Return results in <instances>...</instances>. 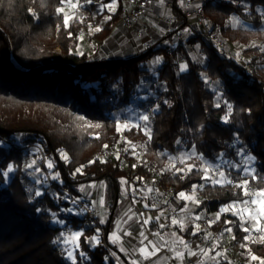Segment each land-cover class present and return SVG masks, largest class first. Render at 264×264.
<instances>
[{"label": "trees", "instance_id": "trees-1", "mask_svg": "<svg viewBox=\"0 0 264 264\" xmlns=\"http://www.w3.org/2000/svg\"><path fill=\"white\" fill-rule=\"evenodd\" d=\"M115 1L120 5L111 12L101 6L113 0H79L81 11L66 27L57 11L64 5L61 0H0V264H74L61 246V233L68 229L82 231L75 264H118L84 210L64 214L75 205L70 194L83 197L80 188L86 184L105 182L110 212L117 208L122 181L143 185L153 179L160 188L171 187L174 196L199 185V208L210 212L248 199L235 187L245 178L250 188H264V0H208L204 5L212 32L222 39L261 42L250 49L256 53L252 68L198 28H192L186 43L177 42L189 26L178 5L172 7L169 31L137 55L125 51L90 59L77 54L80 37L92 24L104 23L93 40L110 37L124 13V0ZM188 48L197 49L205 64L194 60ZM181 56L185 71L180 69ZM156 57L162 64L152 68ZM155 74L154 93L138 101L143 83ZM135 108L147 112L150 137L139 128L125 131L124 137L118 131L115 114ZM74 114L82 115L79 124L70 121ZM18 134L23 137L20 144L8 143ZM119 142L118 155H105ZM33 146L58 173L39 196L34 173L26 165ZM134 146L142 159L133 155ZM240 150L255 157L256 179L244 177L236 167ZM191 152L194 167L177 171L172 158ZM220 158L233 164L227 168L232 184L203 178L205 165ZM9 165L13 171L6 178L3 172ZM56 218L65 225L54 223ZM242 225L251 224L224 212L215 229H231L233 243L246 245L241 247L246 261L249 254L264 261V238L249 236Z\"/></svg>", "mask_w": 264, "mask_h": 264}, {"label": "crops", "instance_id": "crops-1", "mask_svg": "<svg viewBox=\"0 0 264 264\" xmlns=\"http://www.w3.org/2000/svg\"><path fill=\"white\" fill-rule=\"evenodd\" d=\"M176 5L179 9L181 8L179 0L177 4L175 0H152L146 16L136 22L137 26L141 24L150 27L152 25L150 22L153 21L150 18L153 17L164 19L162 14L168 8L172 17L167 20L170 29L174 19L172 7ZM152 6L157 8L156 14L150 11ZM187 20L189 26L180 34L186 39L192 34V28H198L195 17L192 16ZM151 29L153 33H156L155 36L145 34L148 32L147 27L136 28L134 31L130 30L134 40H128L130 46H126V51H130L132 55H137L150 47L157 37L163 36L169 31L168 29L167 32H162L161 27L153 25ZM148 42L150 45L147 47ZM82 187H85L83 191L80 189L85 196L83 198L93 207L97 221L102 226L108 227V240L113 246V250L121 255L119 258L124 264H133V262L135 264H239L237 258L224 250L223 243H215L206 247L199 244L198 238L201 236V232L200 230L197 231L196 222L198 219L196 217H199L202 211L199 208L200 203L196 207L197 188L191 193H185L186 196H193L194 194L193 199H184L180 196H174L171 187L163 189L155 185L153 179H148L143 185L124 181L121 183L117 208L110 212L105 182H93ZM174 219L178 223H172ZM145 220L148 223L145 224ZM141 232L144 233V236L140 235ZM228 233L231 235L228 241L233 244V234ZM181 240L183 243L180 242ZM149 241L152 243L150 244ZM224 241L227 242V238L222 240V242ZM153 245L157 249L155 255L145 259L144 254L139 250L147 247V250L151 252ZM235 245L239 248L240 257L245 259L241 254V247ZM202 249L203 251H201ZM178 252L183 253V256L177 257ZM189 252H195L196 255H189ZM252 256L257 257L249 254L247 256L248 263L260 260L259 257L252 259Z\"/></svg>", "mask_w": 264, "mask_h": 264}, {"label": "rangeland", "instance_id": "rangeland-1", "mask_svg": "<svg viewBox=\"0 0 264 264\" xmlns=\"http://www.w3.org/2000/svg\"><path fill=\"white\" fill-rule=\"evenodd\" d=\"M127 4H129V0H124V10H125ZM179 4L181 6V0H179ZM79 5H80V3H79ZM119 5H120V2L115 1V5H114L115 10L111 11V12H115L118 9ZM80 7L81 6H79L77 9H71L67 5L64 4L62 8L64 9V13H68L69 15L73 16L72 19H74L77 16V14H79L80 11H81ZM150 11H152L153 14H156L157 13V8L155 6H152ZM64 13H62V14L64 15ZM162 16L166 20L159 19L157 17L156 18L153 17L154 19L150 18L151 20H153L152 22H150V24H152L155 27H161L162 32H167L168 29H169V27H168V22L169 21H167V20L172 18L170 10L168 8H166V12H164L162 14ZM72 19H70V20H72ZM152 25H150V27L148 25H141V24L137 26V23H135L134 28L135 29L136 28L137 29H141L142 27H145V28L147 27L148 28V30H147L148 32H145V34H148V35L152 34L153 36H155L156 33H153V31L151 29ZM245 25L246 24H244V26ZM103 26H104V23H99V24H92L89 28H87L82 33V35L80 37L79 45L75 49V52L77 54H79V55L87 54L90 57V59L106 57V56H109L111 53H114V52L115 53H117V52H125L127 50L126 46H130V45H128V40L129 39H133L134 40V38H132V34H131L130 29H128L127 27L125 28V26L122 23L118 22L114 26L110 37L107 38L105 41L98 42V41L93 40L92 36L95 33L100 32V30L103 28ZM96 29H99V31H97ZM186 40L187 39L184 38L182 35H180L177 38V42L186 43L185 42ZM222 41L227 44L226 47H227V49L229 51L228 53L229 54L232 53L233 55H235V56H233V55L230 54L232 57L236 58L237 60L242 62V64L246 65L247 67L252 68L251 60L256 58V53L250 51V49L253 48L256 45L259 46L261 44L260 41H258L257 43L252 41V42H250L248 44H242V43H239V42H232V41L229 42V41L224 40V39H222ZM148 45H150L149 42L147 43V47H148ZM188 49L190 50V55L192 56V58L194 60H196V61H198V62H200L202 64H205L204 57L199 53V51L197 49H195V48L194 49L188 48ZM58 50H60V49H58ZM157 59H159L158 63L156 62ZM179 62H180V65H187V62H186L184 56L180 57ZM161 64H162V58L161 57H156L154 60H152V68H157ZM156 76L157 75L155 74V77L148 78L143 83V85L141 87L142 89H140V92H142V94L140 93V95H137V97H136V99L138 101L145 100L149 96H151L152 93H154V89H152V88L157 86L156 85ZM209 85L212 88L215 87L214 84L211 83V82H209ZM115 115H116V117H117V119L119 121V132H120L122 137L125 136V131L132 130L133 128H139L143 134H145V131H149L148 128H147V122L148 121H144L142 119V117L144 115L148 116L146 111H137L136 108H135L134 110L129 111V112H124V111L123 112H117ZM82 119H83L82 115L74 114V115L71 116L70 121L72 123L79 124ZM125 125H127V127H125ZM137 125H139V127H137ZM22 139H23L22 135L18 134L16 136V140L13 141V143L14 144H20L22 142ZM120 144L121 143L119 142V143L115 144L114 146H110L107 149L105 155H107V156L108 155L109 156L118 155L119 154V150H120L119 149L120 148ZM28 151L30 153V157H28L26 165L32 164V162L35 161V164H32V167H29V168H31L33 173H34V178H35V180L37 182L36 186L38 187V191L42 192V190H41L42 186L53 184L55 182L56 178H57L58 173L54 169V164L50 160H47L45 158V156L42 154L41 149L38 146L30 147V148H28ZM64 154H66L67 159H68V154L67 153H64ZM133 155L137 159H142V153H141L140 149H138L136 146L133 147ZM191 156H192V152L188 153V154L185 153L182 156L180 155L181 160H183V162H184V166L183 167H177L176 169H184V170H186V169H188V166H191V169H192L194 167V165L190 161ZM248 157H252L253 159L249 162L248 161ZM219 161L220 162L222 161V163L226 166V168L223 170V172L225 173V176L228 179L227 168H229L231 165L233 166V164L227 158H220ZM254 162H255V157L252 154H250L248 152H245L244 150H240V160L238 162V165L236 166V164H234V166H236L238 169H241L242 170V174L244 175V177H247L249 175L245 174L244 169L245 168L254 169ZM49 163L52 164L51 168L48 167ZM213 164H215V163H212V165ZM173 167H176V166H173ZM205 168H207V165H205ZM207 175H209V171L207 172ZM218 179H220L221 182H223V180H222V178L220 176L218 177ZM80 189L83 191L85 189V187H81ZM196 192H197V195H196L197 199L196 198L195 199L197 200V205H196V207H197V206H199V203L201 202L202 197L199 194L198 190ZM83 197H85V196L83 195ZM253 207L257 209V216H258V220H259L261 218L259 216V209L261 207L260 202L258 201L257 205H255ZM202 212H201V214H202ZM80 213H83V210H80L75 205H72L69 210L64 211V214L66 216L78 215ZM222 213H224V212H221V210L219 212H217V214H219V217H220V215ZM227 213L232 214L231 211H229ZM248 216H249V213L245 212L244 213L245 220L248 219ZM54 223H56L58 225H61V226L65 225V221L60 220L59 218H56L54 220ZM89 223L92 224L90 222V220H89ZM250 224L251 225H250L249 229L253 225H255V228H257V227L262 228L259 225V222L257 223V221H251ZM76 232L82 233V231H79V230L68 229V230H66L63 233L64 235L62 236V239H61V246H62L63 250L65 251L66 256L68 258H69V256H68L69 252H72L73 257L75 258V253H76L77 249L79 248V247H76L75 245L76 244L79 245V237L80 236L78 238L72 236V233H76ZM249 236L255 238L251 234H249ZM65 238H68L69 242L67 244H65L63 242L65 240ZM257 239H262V238H257ZM117 255L119 257H121V255L119 253H117ZM69 259L73 260L71 258H69ZM259 261L262 262L261 259ZM259 261H257V262H259Z\"/></svg>", "mask_w": 264, "mask_h": 264}, {"label": "built area", "instance_id": "built-area-1", "mask_svg": "<svg viewBox=\"0 0 264 264\" xmlns=\"http://www.w3.org/2000/svg\"><path fill=\"white\" fill-rule=\"evenodd\" d=\"M207 1L208 0H181L180 9L187 18H190L192 16L195 17L199 31L205 38L229 52L226 47L227 44L222 41L220 35L212 32L211 19L204 8V5L207 3ZM151 2L152 0H129V4H127L119 23H122L128 29L133 30L135 23L146 16ZM230 54L233 55L232 53ZM8 143L12 144L13 142L8 141ZM173 165L177 167L184 166V162L181 163L180 155L172 158V166ZM207 168L209 171V176H211L212 179L215 180L219 177L218 173L220 171H223L226 166L222 163V161H219L213 165L207 164ZM198 187L199 185L196 186L197 189ZM70 198L78 208L86 212L90 222L97 226L103 242L109 249L111 256L117 261L118 264H124L116 254V252L110 248L107 231L104 226H102L97 221L93 207H91L83 197H76L70 194ZM199 217L200 219L197 220L196 224L199 225V229L201 232V236L198 238V242L201 246L206 247L212 246L215 243H223L222 246L224 250L227 253L231 254L233 257L237 258L239 264H261L260 261L248 263L245 259L240 257L238 246L232 244L231 241H228V239L231 238L228 231L215 229V224L217 222V212H210L208 209H205ZM213 221L215 222L213 223ZM258 222L259 225L263 228L264 218H260ZM257 229L261 228L251 227L249 231L250 234L255 238H264V232L258 231ZM224 238H227V242H222Z\"/></svg>", "mask_w": 264, "mask_h": 264}, {"label": "snow or ice", "instance_id": "snow-or-ice-1", "mask_svg": "<svg viewBox=\"0 0 264 264\" xmlns=\"http://www.w3.org/2000/svg\"><path fill=\"white\" fill-rule=\"evenodd\" d=\"M89 2H91V0H89ZM61 3L67 5L71 9H77L80 6L79 5V0H61ZM114 5H115V0H113L112 4L102 5L101 7H102V9L103 8H108L109 11H114L115 10ZM57 11H58V13H64V9L63 8H58ZM72 18H73V16L69 15L68 13H64V24H65L66 27L68 26L69 20L72 19ZM96 30L99 31V29H96ZM156 62L158 63L159 59H157ZM186 68H187V65H181L180 66L181 71H185ZM218 106L219 105H217V107ZM228 108H229V113H230L231 105H228ZM142 119L144 121H148L149 117L147 115H144L142 117ZM224 121H225V123L228 122V116H225ZM97 127H99V125H97ZM125 127H127V125H125ZM137 127H139V125H137ZM118 131H119V129H118ZM145 134L149 135V137H150V132L149 131H145ZM177 143H179V141ZM105 147H107V146H105ZM62 156H63V158L67 159L66 154L62 153ZM252 159H253L252 157H248V161L249 162ZM181 163H183V160H181ZM32 164H35V161H33ZM32 164L27 165V167H32ZM48 167L51 168L52 164L49 163ZM12 171H13V167L11 165H9L7 170L3 172V176L7 178L9 173L12 172ZM77 171H79V169ZM177 171H184V169H177ZM188 171H191V166H188ZM204 171H205V176L203 177L204 179L211 180V182L213 184H221V180L220 179H215L214 180V179H212L211 176L207 175V172H208L207 168ZM244 172H245L246 175H251L252 179H256L257 178L256 175H255V170L254 169L245 168ZM218 175L222 178L223 183H225V184H232L233 183L232 180L227 179V177L225 176V173L223 171H220L218 173ZM122 183H124V181H122ZM235 187L240 188L242 190L243 195L245 197H248V199H243V200H240V201H234L232 204L227 205L224 208H222L221 212H229V211H231L232 214L235 215V216H238L243 223H250L251 221H257V223H258L257 209L254 208L253 206L257 205L258 201L260 202L261 207L259 209V216L261 218H264V188H261V189H252V188H250L249 187V181L247 179H244L241 182L236 183ZM194 188H195V186H194ZM35 194L37 196H39V195H41V192L37 191ZM179 195H180V197H182L184 199H193L194 198V194H193V196H186L185 193L181 192V193H179ZM245 212L249 213V216H248L247 220H245V217H244V213ZM219 218H220L219 214H217L216 219L218 220ZM196 219H200V217H196ZM214 222L215 221H213V223ZM225 222L226 223H231V221H225ZM144 223L146 224V223H148V221L145 220ZM172 223L175 224V223H178V221H176L174 219L172 221ZM181 226H183V225L181 224ZM161 227H163V225H161ZM242 227H243V225H242ZM252 227L255 228V225H253ZM199 230H200L199 229V225H197V231H199ZM257 230L261 231V232H264V228L257 229ZM225 231L231 232V229L228 228V229H225ZM243 231L249 232L250 229L248 227H243ZM61 235L63 236L64 234L61 233ZM80 235H81V233H79V232L72 233V236L77 237V238ZM140 235L144 236V233L141 232ZM144 238L147 239V237H144ZM233 239H235V237H233ZM245 239L247 240V239H249V237H245ZM58 240H59V238H58ZM55 242H57V241H54V243ZM63 242L65 244H67L69 242L68 238H65V240ZM141 242L143 243V241H141ZM180 242L183 243L182 240ZM149 243L151 244L152 242L149 241ZM75 246L79 247L78 244H76ZM185 247H187L186 244H185ZM241 247H246V245L245 244H241ZM156 250H157L156 246L153 245V251H151V252H149L147 250V247L141 248L139 251L142 254H144V258L145 259H148L150 256L155 255V251ZM201 251H203V249ZM189 255H196V253L195 252H189ZM68 256H69V258L73 259L74 264H75V258L73 257L72 252H69ZM182 256H183V253H179V252L177 253V257H182ZM252 259H257V257L252 256ZM133 264H135V262H133ZM261 264H264V261H262Z\"/></svg>", "mask_w": 264, "mask_h": 264}]
</instances>
